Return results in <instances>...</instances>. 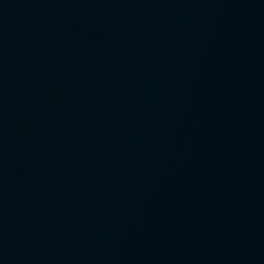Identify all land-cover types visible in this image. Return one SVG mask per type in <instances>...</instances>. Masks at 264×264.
Wrapping results in <instances>:
<instances>
[{
    "label": "water",
    "instance_id": "obj_1",
    "mask_svg": "<svg viewBox=\"0 0 264 264\" xmlns=\"http://www.w3.org/2000/svg\"><path fill=\"white\" fill-rule=\"evenodd\" d=\"M0 264H264V0H0Z\"/></svg>",
    "mask_w": 264,
    "mask_h": 264
}]
</instances>
